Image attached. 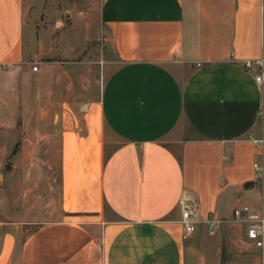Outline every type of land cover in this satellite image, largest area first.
I'll use <instances>...</instances> for the list:
<instances>
[{
  "label": "crops",
  "instance_id": "crops-1",
  "mask_svg": "<svg viewBox=\"0 0 264 264\" xmlns=\"http://www.w3.org/2000/svg\"><path fill=\"white\" fill-rule=\"evenodd\" d=\"M38 1L0 0V264H264V0Z\"/></svg>",
  "mask_w": 264,
  "mask_h": 264
},
{
  "label": "built area",
  "instance_id": "built-area-1",
  "mask_svg": "<svg viewBox=\"0 0 264 264\" xmlns=\"http://www.w3.org/2000/svg\"><path fill=\"white\" fill-rule=\"evenodd\" d=\"M244 67L246 70H257L255 81L263 87L264 86V63L262 60L245 61ZM200 66V65H199ZM34 71L38 70V66H34ZM256 144L262 141H255ZM256 172H263L262 166L259 163L254 164ZM235 221L240 222L245 226L246 237L258 248H264V215L253 214L248 206L236 208L233 212ZM201 222L199 215L190 208L183 209L181 223L184 229L183 238L187 239L196 231L197 225ZM217 222L209 221V228H213Z\"/></svg>",
  "mask_w": 264,
  "mask_h": 264
},
{
  "label": "rangeland",
  "instance_id": "rangeland-1",
  "mask_svg": "<svg viewBox=\"0 0 264 264\" xmlns=\"http://www.w3.org/2000/svg\"><path fill=\"white\" fill-rule=\"evenodd\" d=\"M75 1L76 0H39L38 3L41 4V6H43L46 9L47 15L51 11L55 12V14L58 15V17L64 21L65 28H69L70 25L72 24V20L75 19V16L77 15V11H79V10H76V8H74ZM50 6L52 8H50ZM80 20H81V17L77 15V21L80 22ZM77 31H78L77 34L79 35L83 33L80 27L78 28ZM30 39H32V37L30 38L28 35L26 38L28 52L31 51L33 47L31 46ZM88 55H89V59H91L94 62H99L100 66L103 65V58H102L103 53L101 52V48L99 49L98 42H93L92 44L89 45L88 51L86 52V56ZM6 141L7 142L9 141L8 138L0 137V172L3 171L4 173H7L12 170V159L14 158V155L18 154V147L17 149L12 150L7 154L3 153V148L7 147L9 150V148L12 147V143L14 142L13 138H11L10 142L8 143ZM260 175L261 174L258 173L259 177ZM261 206L262 204L260 203L258 213L264 214V208H262Z\"/></svg>",
  "mask_w": 264,
  "mask_h": 264
},
{
  "label": "trees",
  "instance_id": "trees-1",
  "mask_svg": "<svg viewBox=\"0 0 264 264\" xmlns=\"http://www.w3.org/2000/svg\"><path fill=\"white\" fill-rule=\"evenodd\" d=\"M250 184L248 183V184H246V187H248Z\"/></svg>",
  "mask_w": 264,
  "mask_h": 264
}]
</instances>
